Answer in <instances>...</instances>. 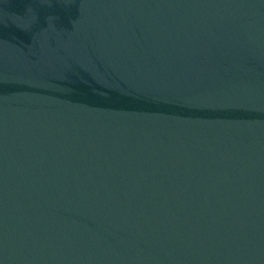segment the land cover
<instances>
[{
  "label": "water",
  "instance_id": "water-1",
  "mask_svg": "<svg viewBox=\"0 0 264 264\" xmlns=\"http://www.w3.org/2000/svg\"><path fill=\"white\" fill-rule=\"evenodd\" d=\"M0 264H264V0H0Z\"/></svg>",
  "mask_w": 264,
  "mask_h": 264
}]
</instances>
